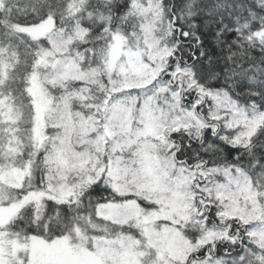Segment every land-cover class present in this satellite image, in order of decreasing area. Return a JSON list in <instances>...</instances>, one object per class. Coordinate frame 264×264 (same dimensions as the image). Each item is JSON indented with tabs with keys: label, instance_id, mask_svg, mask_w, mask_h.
Returning <instances> with one entry per match:
<instances>
[{
	"label": "snow or ice",
	"instance_id": "snow-or-ice-1",
	"mask_svg": "<svg viewBox=\"0 0 264 264\" xmlns=\"http://www.w3.org/2000/svg\"><path fill=\"white\" fill-rule=\"evenodd\" d=\"M0 264H264V0H0Z\"/></svg>",
	"mask_w": 264,
	"mask_h": 264
}]
</instances>
